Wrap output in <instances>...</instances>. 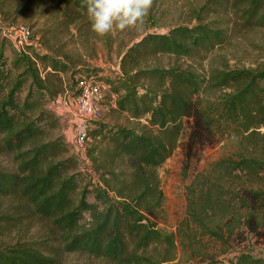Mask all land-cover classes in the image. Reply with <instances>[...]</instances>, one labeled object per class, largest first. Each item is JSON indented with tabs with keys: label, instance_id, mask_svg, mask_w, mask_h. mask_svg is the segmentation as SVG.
Instances as JSON below:
<instances>
[{
	"label": "trees",
	"instance_id": "1",
	"mask_svg": "<svg viewBox=\"0 0 264 264\" xmlns=\"http://www.w3.org/2000/svg\"><path fill=\"white\" fill-rule=\"evenodd\" d=\"M40 1L86 16L83 0ZM211 2L229 7L244 27L264 28V0ZM206 8L197 12V24L148 33L133 43L115 76L72 68L37 45L18 50L2 34L14 23L0 8V152L11 153L16 163L14 171L0 167V198L14 199L16 212L48 220L65 252L106 264H174L180 247L190 259L216 264L215 253L208 251L213 245L221 255L248 235L264 240V66L224 65L206 73L192 65L143 66L163 55L204 60L229 42L228 29L202 22ZM7 42L18 52L15 73L8 68ZM83 76L108 85L117 96L116 110L138 122L127 127L92 121L90 172L80 168L78 158L66 156L63 136L48 137L59 122L46 106L78 95ZM229 132L238 138L237 150L195 172L186 187V216L167 231L160 168L181 145L190 168L202 150ZM14 218L2 213L0 232L1 223ZM57 263L40 242L0 248V264ZM231 264H264V257L243 250Z\"/></svg>",
	"mask_w": 264,
	"mask_h": 264
},
{
	"label": "rangeland",
	"instance_id": "2",
	"mask_svg": "<svg viewBox=\"0 0 264 264\" xmlns=\"http://www.w3.org/2000/svg\"><path fill=\"white\" fill-rule=\"evenodd\" d=\"M0 4H2L0 6L2 11L9 16L6 18L13 21V28L21 26L31 29L32 35L36 38L34 40L38 43L36 45L43 50L42 52L58 54L57 56L69 62L72 68L98 69L99 75L103 76H115L113 72L118 70L126 49L146 34L168 33L180 25L192 26L199 23L197 12L203 6L207 8L201 15L204 19L202 22L228 29L231 34L230 41L208 53L204 60L163 55L151 58L143 64L144 67L174 64L188 67L192 65L199 72L206 73L212 67L224 65L231 69L264 66V28L244 27L229 7H219L211 0H152L151 7L139 27L114 29L104 36H97L91 31L87 16L78 18L73 10L66 7L52 8L40 0H0ZM17 53L14 47L7 42L5 56L8 58V68L12 69L13 73L16 71L13 64ZM62 76L64 81L68 82V75L63 74ZM46 107L53 113V119L59 122V125L54 126L48 132L49 139L63 136L68 147L66 156L78 158L80 168L85 172H90L87 150L93 144V139L90 137L84 146L76 143L75 110L72 108L73 113L69 99L64 95ZM103 109V115L99 118L102 122L127 127L138 125V122L128 113L118 112L108 96L105 98ZM141 122L144 123V119ZM94 125L95 123L91 122V129ZM260 131L264 133V126ZM1 139L0 135V141ZM237 140L236 134L226 133L215 145L202 150L193 160L190 168H186V158L181 145L160 168L161 186L166 196L167 221L163 227L167 231H174L177 222L186 216V187L192 181L195 172L204 169L210 162L232 155L237 150ZM0 167L9 168L10 171L16 169L11 153L0 152ZM93 182L97 183V180L94 179ZM16 204L17 202L12 198H0V215L3 213L7 216H15L13 221L1 223L0 248L17 241L40 242L48 254L58 259L57 264H106L92 256L65 252L56 240L52 224L48 220L26 215L25 212H16L14 209ZM212 245L210 243V246ZM212 248H208V251L215 253L219 260L216 264H231L236 254L243 250L255 256L264 257V240H257L252 235H248L243 244L235 246L226 254L218 255L219 249L214 245ZM199 259H190L188 253L178 247L176 260L173 263L203 264L197 262Z\"/></svg>",
	"mask_w": 264,
	"mask_h": 264
},
{
	"label": "built area",
	"instance_id": "3",
	"mask_svg": "<svg viewBox=\"0 0 264 264\" xmlns=\"http://www.w3.org/2000/svg\"><path fill=\"white\" fill-rule=\"evenodd\" d=\"M2 33L8 36L12 44L18 50L25 51L26 45H36V40L32 39L30 28L21 26H5ZM80 92L76 96H65L69 99L70 108L74 113V132L75 141L78 145L84 146L90 140L89 131L91 122L102 117L104 109L103 104L108 96L111 102L116 106L117 96L110 92L109 86L95 76L81 77L78 80ZM68 95V96H67Z\"/></svg>",
	"mask_w": 264,
	"mask_h": 264
},
{
	"label": "clouds",
	"instance_id": "4",
	"mask_svg": "<svg viewBox=\"0 0 264 264\" xmlns=\"http://www.w3.org/2000/svg\"><path fill=\"white\" fill-rule=\"evenodd\" d=\"M152 0H83L90 29L104 36L114 29L139 27Z\"/></svg>",
	"mask_w": 264,
	"mask_h": 264
}]
</instances>
